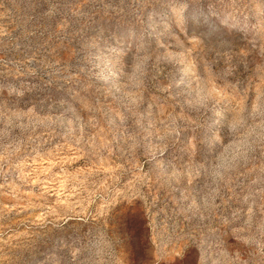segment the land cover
<instances>
[{
  "label": "rangeland",
  "instance_id": "rangeland-1",
  "mask_svg": "<svg viewBox=\"0 0 264 264\" xmlns=\"http://www.w3.org/2000/svg\"><path fill=\"white\" fill-rule=\"evenodd\" d=\"M0 264H264V0H0Z\"/></svg>",
  "mask_w": 264,
  "mask_h": 264
}]
</instances>
